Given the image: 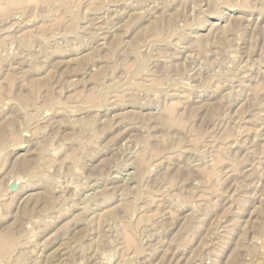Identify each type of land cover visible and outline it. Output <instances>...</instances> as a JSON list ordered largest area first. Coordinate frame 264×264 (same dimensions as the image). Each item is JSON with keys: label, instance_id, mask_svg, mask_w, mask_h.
Listing matches in <instances>:
<instances>
[{"label": "rangeland", "instance_id": "rangeland-1", "mask_svg": "<svg viewBox=\"0 0 264 264\" xmlns=\"http://www.w3.org/2000/svg\"><path fill=\"white\" fill-rule=\"evenodd\" d=\"M0 264H264V0H0Z\"/></svg>", "mask_w": 264, "mask_h": 264}, {"label": "bare ground", "instance_id": "bare-ground-1", "mask_svg": "<svg viewBox=\"0 0 264 264\" xmlns=\"http://www.w3.org/2000/svg\"><path fill=\"white\" fill-rule=\"evenodd\" d=\"M95 33H96V32H95ZM96 37H97V36H96ZM114 37H115V36H114ZM111 45H112V44H111ZM113 45H114V44H113ZM113 45H112V46H113ZM114 49H115V48H114ZM112 50H113V49H112ZM168 113H169V112H168ZM169 114H170V113H169ZM168 117H169V116H168ZM86 124H89V123H86ZM90 125H91V124H90ZM90 125H89V127H90ZM87 126H88V125H87ZM84 127L86 128V125H85V124H84ZM89 127H88V128H89ZM135 241H136V240H135ZM132 243H133V242H132ZM7 254H8V253H7Z\"/></svg>", "mask_w": 264, "mask_h": 264}]
</instances>
